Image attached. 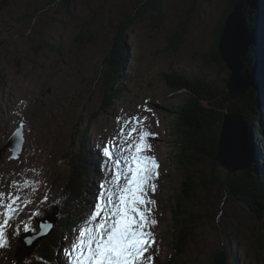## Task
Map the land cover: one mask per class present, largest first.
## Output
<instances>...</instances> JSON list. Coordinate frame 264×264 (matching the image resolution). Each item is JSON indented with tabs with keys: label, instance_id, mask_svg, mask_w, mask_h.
Masks as SVG:
<instances>
[{
	"label": "rangeland",
	"instance_id": "obj_1",
	"mask_svg": "<svg viewBox=\"0 0 264 264\" xmlns=\"http://www.w3.org/2000/svg\"><path fill=\"white\" fill-rule=\"evenodd\" d=\"M251 1L245 0L246 10L255 13L260 6L256 0ZM142 2L75 0L67 6L65 0H0V193L4 194L0 197V223L8 214V205L21 210L26 204V209L33 208L37 212L43 205L38 208L36 204H47L48 207L42 208L44 214L40 218L46 217L44 221L50 218L55 226L59 222L64 224L63 242L57 252L55 250V259L50 257L48 262L67 264V249L75 236L66 223L77 202L63 199L61 212L59 206L50 201H56L62 195L77 148L86 140L89 141L86 145L91 143L96 151L103 149L105 144L114 143L117 138H121V142L133 143L134 139L139 143L140 134L146 131L154 134L146 141L151 150L141 155L154 157L159 164V178L155 181L157 190L155 194L149 192L156 202L148 206L153 209L149 219L158 221L151 228L156 243L151 249L155 256L150 264H212L214 252L223 248L229 253V264H235L236 257L238 264H264V251L256 249V239L264 230L262 219L254 218L248 208L230 200L225 192L220 193L218 186L208 193L199 190L195 202H185L184 212H189L195 219L193 235L181 254L177 255L174 249V233L180 227L173 226L175 200L172 197L180 192L183 167L175 162L177 158H173L176 150L171 132L174 108L179 107L187 93H174L166 85L163 75L177 71L181 75L204 72V77L223 95L224 105L230 107L233 102L246 99L243 107L251 119L245 118L244 113L241 119L249 131V141L258 137L252 158L257 155L258 160L264 155V90L255 88L253 93L250 85L241 95L234 94L231 98V93L226 90L229 69L221 57L222 64L207 62L218 33L220 16L226 13L229 18L233 7L243 6V2H237L230 9L231 0H163L161 22L155 29L156 19L150 15L149 5L145 2L144 16L136 15L134 24L130 23L124 32L127 61L124 76L120 78L126 94L121 104L115 105L113 113L97 116L104 79L107 78L106 58L122 38L121 24L127 25L128 17L132 18ZM263 7L261 4L260 10L264 13ZM249 33L254 40L255 35ZM179 37L181 44L177 51L170 52L169 41ZM241 66L244 70L245 60ZM255 74L257 76L256 69ZM247 78L249 80V76ZM224 92L230 97L228 101ZM250 99L255 100L259 111L257 122L247 103ZM146 108L151 111H145ZM121 109L125 111L121 112ZM132 117L142 122L129 123ZM144 117H147L146 121ZM19 123L27 133L24 134L23 152L14 160L9 150L2 149ZM256 123L260 127L258 136L254 135ZM232 126L236 127L234 123ZM133 127L137 133L129 137L127 134ZM121 131L124 134L119 137ZM241 133L239 126L238 140ZM220 137L219 134L218 143ZM235 137H230L232 143ZM128 154H135V144ZM96 157L102 159L99 153ZM246 159L242 153L243 164ZM197 161L189 165L196 181L198 174L206 172L209 166L206 159L197 157ZM260 167L264 169V161ZM255 170L260 168L257 166ZM16 196L20 200L13 202ZM91 197L87 196L86 200L91 201ZM70 202L76 206L70 207ZM12 222L13 217L11 226L5 229L0 264H27L39 250L44 225L40 229L41 223L28 221L23 223L29 228L25 232V226L21 223L12 226ZM24 238L35 248L30 250L20 245Z\"/></svg>",
	"mask_w": 264,
	"mask_h": 264
},
{
	"label": "trees",
	"instance_id": "obj_2",
	"mask_svg": "<svg viewBox=\"0 0 264 264\" xmlns=\"http://www.w3.org/2000/svg\"><path fill=\"white\" fill-rule=\"evenodd\" d=\"M74 1L75 0H65V4L69 6ZM239 1L243 2L242 12L246 19L247 30L255 35L253 42L248 48V53H246L244 67V70L248 71L250 78L252 80L254 79L251 86L254 93L255 88L264 90V13L263 10H260L261 4L264 6V0H256L260 7L256 9L255 13L246 10L245 0H231L229 8L231 9ZM246 1L252 3L251 0ZM145 2L149 5L150 15L153 16L152 18L156 19V23L153 20L155 24L154 29L157 28L158 24L161 22L163 0H143L132 18L128 17V21L125 23L127 25L121 24L120 33L122 38L117 43L114 52H111L106 58V68L108 70L106 75L107 78L104 79L102 97L96 114L97 116L110 115L113 113L115 105L121 104L122 98H124L126 94L122 78H120V76H124L126 68L125 62L127 61L125 60L127 41L124 32L130 23L134 24L136 20L134 17L136 15L144 16L146 8ZM226 18V13L219 18L218 33L215 35V42L208 55V63L222 64L217 45ZM180 44V37L179 39L175 38L169 41V51H177ZM153 54L155 55V52ZM248 63L249 66L247 65ZM255 69L257 71V76L255 74ZM170 70L175 71L173 69ZM177 72L166 73L163 77L168 88L174 93H187V97L181 102L179 107L174 108L175 112L173 118H175V120L173 121L174 126L172 125L173 128L171 132L172 137H175L171 139L176 150L173 158H177L175 162L183 167L180 192L175 197H172V200H175L172 211L173 226L180 227V230L174 233V241L176 240L174 249L177 255H179L189 244L195 224L193 216H191L189 212H184V209H186L185 202L189 200L195 202L194 199H196L199 190L208 193L215 186H218L220 188V193L225 192V196L230 200L248 208V211L250 214L252 213L254 215V218L262 219V225L264 227V169L260 167V162L264 160H262V156L259 161L255 158V161H253L250 167L237 173V175L233 173L224 174L215 167L214 160L217 154L218 136L222 125V117L229 112L231 108H238L242 111V114L244 113L243 115L245 118L251 119L243 107L246 99L235 101L230 107L226 106L222 103L223 95L220 94V91L211 81L204 77V72L201 73L199 71L197 74L186 75H181ZM261 73H263V75L260 80L259 77ZM118 81L119 84H117ZM224 95L225 99L228 101L230 97L227 96L226 92H224ZM254 99H250L247 103L257 122L259 111L257 110V105L255 106L254 104ZM262 104L264 105V91L262 93ZM122 108H125L123 104ZM255 126V134H253L258 136L257 131L260 130V127L258 123H256ZM254 139H252V143L257 147L258 137H256L255 141ZM181 155H184L182 159H180ZM197 157L208 160L209 166L206 172L198 174V180L196 181L191 174L189 165H193L194 161H197ZM72 161L74 165L72 162L69 165V175L67 176L63 192V198L65 196V198L77 202V206L72 202L68 203L70 207L76 206L75 210L71 211L69 220L66 223L67 228L70 230L72 226L75 227L80 222L81 218L89 212L87 208L89 205L86 199L87 196H89L88 193L91 192L90 186H88L90 184V180L88 179V173L91 170L90 167L86 170L88 173L81 171L83 161L80 160L78 152L75 154ZM198 162L199 160L195 164ZM257 166L260 168L259 171L255 170ZM61 233L62 229H53V233L40 243L39 250L27 264H43V261L46 262L44 264H48L49 258L53 256L54 251L58 249L57 242H59ZM256 243V249L264 251V230L263 233H260V236L257 237ZM232 256L233 258L235 257V251L232 252ZM233 262L238 264L237 257L234 258Z\"/></svg>",
	"mask_w": 264,
	"mask_h": 264
},
{
	"label": "snow or ice",
	"instance_id": "obj_3",
	"mask_svg": "<svg viewBox=\"0 0 264 264\" xmlns=\"http://www.w3.org/2000/svg\"><path fill=\"white\" fill-rule=\"evenodd\" d=\"M131 122L142 121L132 117ZM135 133L137 129L133 127L127 135L133 137ZM123 134L121 131L120 135ZM152 135L145 131L140 134L139 143L133 139V143L119 142L126 146L105 144L101 150V156L106 158L102 161V171L108 173V178L97 186L90 212L81 218L75 230V239L67 249V264H150L154 261L155 253L151 249L156 239L151 228L158 221L149 219L153 209L148 206L156 203L149 192L155 194L157 190L159 164L154 157L141 155L151 150L146 141ZM133 144L135 154H128ZM224 146L226 151L230 149L227 122ZM3 195L0 193V197ZM18 200L20 197L16 196L13 202ZM7 207L8 214L0 223V248L5 245V229L11 226L10 221L18 211L11 205ZM23 231L29 228L25 226ZM13 232H16L14 227Z\"/></svg>",
	"mask_w": 264,
	"mask_h": 264
},
{
	"label": "water",
	"instance_id": "obj_4",
	"mask_svg": "<svg viewBox=\"0 0 264 264\" xmlns=\"http://www.w3.org/2000/svg\"><path fill=\"white\" fill-rule=\"evenodd\" d=\"M241 10L242 6L239 4L233 7L230 17L227 18L224 23L222 34L217 45L222 62L230 72L226 90L231 93V98L237 94L241 95V92L247 90L250 85L252 86L248 71L243 70L241 66V62L245 60L248 46L253 40V37H250V33L247 30L246 19ZM247 35L250 39L248 45L245 46L243 40ZM241 71L243 73H240ZM248 76L249 80L247 78ZM241 114L242 112L238 108H231L230 111L223 116L224 121L220 131L221 137L218 143L215 164L224 174H232L244 168L247 169L249 165L251 166L253 161L252 157V160L250 159V156H252V149L250 144L251 141H249V131L241 119ZM226 122L228 124V137L230 142V149L228 151L225 150L224 146ZM232 123H234L237 128L232 126ZM239 126L242 130L240 139L242 143L238 140L240 137ZM232 128H236V131H232ZM233 136H236L233 141L234 144L230 141V137ZM242 153L244 157H247L246 164L242 162ZM32 248L34 247L30 246L29 249ZM213 264H228L227 249L218 250L214 253Z\"/></svg>",
	"mask_w": 264,
	"mask_h": 264
},
{
	"label": "bare ground",
	"instance_id": "obj_5",
	"mask_svg": "<svg viewBox=\"0 0 264 264\" xmlns=\"http://www.w3.org/2000/svg\"><path fill=\"white\" fill-rule=\"evenodd\" d=\"M250 37H251V35H250ZM250 37L247 35V36H245L244 37V40H243V43L245 44V46H247L248 45V43H249V39H250ZM252 43V42H251ZM250 43V44H251ZM250 46V45H249ZM249 46H248V48H249ZM248 51V50H247ZM251 89V88H250ZM246 94V93H245ZM252 157V156H251ZM204 160V159H203ZM218 169V168H217ZM208 177V176H207ZM207 180V179H206ZM207 183V182H206ZM208 184V183H207ZM206 184V185H207ZM262 191V190H261ZM59 255V254H58ZM58 260V259H57ZM58 263V262H57Z\"/></svg>",
	"mask_w": 264,
	"mask_h": 264
}]
</instances>
